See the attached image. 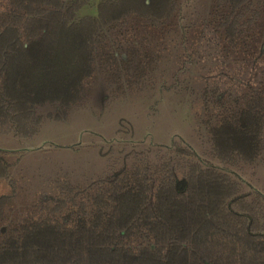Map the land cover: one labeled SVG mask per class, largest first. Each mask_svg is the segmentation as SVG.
Returning <instances> with one entry per match:
<instances>
[{
    "label": "trees",
    "instance_id": "obj_1",
    "mask_svg": "<svg viewBox=\"0 0 264 264\" xmlns=\"http://www.w3.org/2000/svg\"><path fill=\"white\" fill-rule=\"evenodd\" d=\"M89 1L0 7V134L35 138L45 118H68L99 75L118 87L122 76L142 80L156 47L121 49L107 32L143 25L171 39L179 73L205 65L199 51L210 45L223 55L215 65L240 71L199 76L190 89L207 154L223 167L173 141L85 183L54 178L41 199L0 149V264H264V188L245 192L229 170L264 159V0H207L192 24L179 19L195 0H100L96 15L78 17ZM46 104L61 112L41 114Z\"/></svg>",
    "mask_w": 264,
    "mask_h": 264
},
{
    "label": "rangeland",
    "instance_id": "obj_2",
    "mask_svg": "<svg viewBox=\"0 0 264 264\" xmlns=\"http://www.w3.org/2000/svg\"><path fill=\"white\" fill-rule=\"evenodd\" d=\"M72 0H66L70 3ZM100 0H90L78 11V17L96 15ZM195 0L184 8L182 24H192L204 18V2ZM8 3L0 0V7ZM179 30L178 34L181 35ZM119 48L156 47L155 67L142 80L122 76L121 86L99 75L89 85L86 99L74 106L65 120L45 118L40 133L32 139L0 134V149L10 151L6 157L13 175H22L32 196L45 199L53 193L52 180L69 176L73 182L85 183L112 171L128 153L140 152L156 146H170L173 141H183L204 160L215 161L208 152L204 126L198 120L190 99L195 95L197 78L209 74L238 75L236 66L215 65L214 59H223L221 48L208 46L207 52L199 51L204 63L196 62L185 72L179 73V63L171 40L162 32L143 25L107 32ZM178 39L179 36H174ZM173 40L175 41V39ZM169 40V41H168ZM207 47V48H208ZM122 49V48H121ZM125 52V50H123ZM199 56V55H197ZM226 63V62H225ZM210 64V66H209ZM100 73V72H99ZM198 74V75H197ZM132 80L131 84L129 80ZM203 83V80H199ZM122 88L120 92L114 91ZM41 114L60 113L59 105L39 107ZM199 132H202L203 137ZM240 179L245 192L264 188V159L244 170L229 168ZM6 183L0 181V194L7 192Z\"/></svg>",
    "mask_w": 264,
    "mask_h": 264
},
{
    "label": "flooded vegetation",
    "instance_id": "obj_3",
    "mask_svg": "<svg viewBox=\"0 0 264 264\" xmlns=\"http://www.w3.org/2000/svg\"><path fill=\"white\" fill-rule=\"evenodd\" d=\"M67 119V118H66ZM63 120H65V119H63Z\"/></svg>",
    "mask_w": 264,
    "mask_h": 264
}]
</instances>
